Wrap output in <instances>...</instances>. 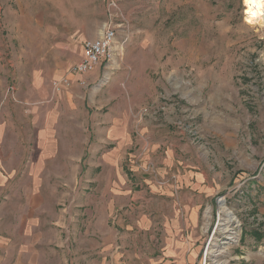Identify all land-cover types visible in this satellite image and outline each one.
Masks as SVG:
<instances>
[{
	"label": "rangeland",
	"instance_id": "374dc122",
	"mask_svg": "<svg viewBox=\"0 0 264 264\" xmlns=\"http://www.w3.org/2000/svg\"><path fill=\"white\" fill-rule=\"evenodd\" d=\"M115 1L0 0V123L13 105H54L71 136L91 137L78 174L0 195L13 199L0 264L151 263L158 215L194 196L197 264H264V24L244 0ZM112 15L114 61L56 95Z\"/></svg>",
	"mask_w": 264,
	"mask_h": 264
},
{
	"label": "crops",
	"instance_id": "0c3cea01",
	"mask_svg": "<svg viewBox=\"0 0 264 264\" xmlns=\"http://www.w3.org/2000/svg\"><path fill=\"white\" fill-rule=\"evenodd\" d=\"M97 38L82 41L80 59L84 42ZM63 108L54 105H13V118L9 124L0 123V195H13L15 181L20 183L19 192H25L27 184L22 183V179L48 177L51 171L56 177L65 178L81 171L87 151L85 146L91 142V137L84 141L81 137L75 138L67 132ZM65 171L69 173L66 174ZM37 182L35 180V184ZM42 183L39 181L37 185ZM36 189L40 192V186ZM195 197L192 203L183 205L180 214L178 208L175 213L158 215L157 221L163 226L160 238L162 248L155 253V260L148 264L198 263L200 251L195 246L196 241L185 233L187 228L191 229L192 224L198 223L201 201ZM12 200L10 198L8 201L6 198L0 201V212L8 210L11 214L9 223L5 218H0V229L3 225L9 226L8 235L11 237L8 238H13ZM184 214H187L186 220H183ZM0 236L3 237L1 232Z\"/></svg>",
	"mask_w": 264,
	"mask_h": 264
},
{
	"label": "built area",
	"instance_id": "2783aa9c",
	"mask_svg": "<svg viewBox=\"0 0 264 264\" xmlns=\"http://www.w3.org/2000/svg\"><path fill=\"white\" fill-rule=\"evenodd\" d=\"M109 6L117 9L118 4L115 0H111ZM119 18H123L120 11H116ZM121 14V15H120ZM122 27L124 24L115 23L114 16L112 15L110 21L102 28L99 38L95 40H86L83 44L82 58L76 63L69 72V75L55 79L52 82V88L56 95H62L69 90L73 81L72 77H84L96 71V69L103 63L110 64L114 61L116 52V42L119 34L123 32ZM127 37L124 43L127 41ZM81 85H86L83 79L78 80Z\"/></svg>",
	"mask_w": 264,
	"mask_h": 264
},
{
	"label": "bare ground",
	"instance_id": "6f19581e",
	"mask_svg": "<svg viewBox=\"0 0 264 264\" xmlns=\"http://www.w3.org/2000/svg\"><path fill=\"white\" fill-rule=\"evenodd\" d=\"M244 4L248 23L262 26L264 24V0H244ZM220 211L221 217L224 214L227 221L233 220L231 212H228L223 207L220 208Z\"/></svg>",
	"mask_w": 264,
	"mask_h": 264
}]
</instances>
